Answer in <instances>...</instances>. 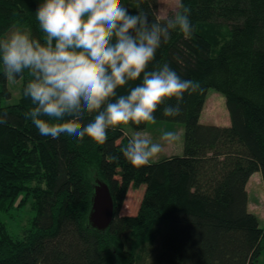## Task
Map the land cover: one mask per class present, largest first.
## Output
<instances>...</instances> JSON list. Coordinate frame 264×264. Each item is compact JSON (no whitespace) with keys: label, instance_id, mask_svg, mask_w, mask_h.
Listing matches in <instances>:
<instances>
[{"label":"trees","instance_id":"obj_1","mask_svg":"<svg viewBox=\"0 0 264 264\" xmlns=\"http://www.w3.org/2000/svg\"><path fill=\"white\" fill-rule=\"evenodd\" d=\"M42 2L0 0V37L22 25L41 38L36 9ZM181 2L192 10L193 37L173 32L153 64L168 63L200 90L185 94L179 116H164L163 105L154 113L156 120L183 124L181 153L139 169L120 149L132 138L125 126L146 124L109 129L104 145L41 136L28 115L32 102L22 95L29 73L14 80L20 79L18 96L8 103L15 97L0 65V112H8L0 124V264H139V244L153 247L155 264H264L258 260L264 227L247 208L246 190L256 171L264 189V0ZM122 3L133 14L143 9L151 21L173 14L160 16L158 0ZM210 87L224 96L226 125L199 119ZM92 119L86 114L83 123ZM96 177L114 202L104 231L87 224ZM129 191L138 195L135 211L120 214ZM28 199L31 222L21 236L12 235L2 214Z\"/></svg>","mask_w":264,"mask_h":264},{"label":"clouds","instance_id":"obj_2","mask_svg":"<svg viewBox=\"0 0 264 264\" xmlns=\"http://www.w3.org/2000/svg\"><path fill=\"white\" fill-rule=\"evenodd\" d=\"M176 8L151 21L143 9L131 13L122 0H43L36 9L41 38L13 25L0 37V65L13 81L25 70L29 73L22 95L32 102L28 115L39 134L79 142L88 137L104 145L109 129L156 123L154 113L162 105L164 116H179L185 94L198 92L200 84L182 79L168 63L153 64L173 32L193 37L191 8L181 0ZM137 80L118 95V89ZM86 114L93 119L85 124ZM7 119L8 112H0V124ZM176 138L172 131L161 136L169 143ZM120 151L139 169L159 155L161 145L137 135Z\"/></svg>","mask_w":264,"mask_h":264},{"label":"rangeland","instance_id":"obj_3","mask_svg":"<svg viewBox=\"0 0 264 264\" xmlns=\"http://www.w3.org/2000/svg\"><path fill=\"white\" fill-rule=\"evenodd\" d=\"M177 0H158V14L164 16L167 13H175ZM19 81H13L8 78V87L10 92L15 97L12 101L17 99L16 95L19 89ZM12 98V97H11ZM200 121L204 123L228 124L229 115L225 105L224 96L213 88H208L200 114ZM125 131L128 135L133 136H147L154 143L161 145V152L151 161H155L171 154H180L183 141V124L178 121L156 120L154 124H146L142 130H135L129 126H125ZM165 131H172L176 134V140L167 142L161 139L162 133ZM247 208L253 212L259 220V225L264 227V189L261 182V176L258 171L254 172L247 181ZM138 201L136 191H129L126 195L120 209V214L131 213L135 211ZM34 210L31 206V199L25 202L24 205H16L2 214V219L5 221L6 227L12 235L21 236L24 229H26L33 216ZM126 240V238H125ZM152 246V244H151ZM139 264H155L153 247H145L139 244L134 248ZM259 262L264 261V250L259 257Z\"/></svg>","mask_w":264,"mask_h":264},{"label":"water","instance_id":"obj_4","mask_svg":"<svg viewBox=\"0 0 264 264\" xmlns=\"http://www.w3.org/2000/svg\"><path fill=\"white\" fill-rule=\"evenodd\" d=\"M90 201L87 224L95 230L104 231L114 214V202L105 181L95 178Z\"/></svg>","mask_w":264,"mask_h":264},{"label":"crops","instance_id":"obj_5","mask_svg":"<svg viewBox=\"0 0 264 264\" xmlns=\"http://www.w3.org/2000/svg\"><path fill=\"white\" fill-rule=\"evenodd\" d=\"M226 125V124H225ZM246 190H247V184H246ZM248 191V190H247Z\"/></svg>","mask_w":264,"mask_h":264}]
</instances>
